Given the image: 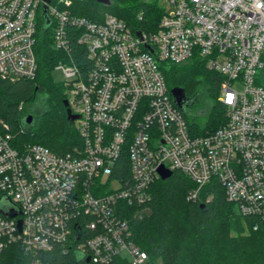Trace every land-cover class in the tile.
I'll return each instance as SVG.
<instances>
[{"label": "built area", "instance_id": "2783aa9c", "mask_svg": "<svg viewBox=\"0 0 264 264\" xmlns=\"http://www.w3.org/2000/svg\"><path fill=\"white\" fill-rule=\"evenodd\" d=\"M86 1L0 0V78L36 79L46 6L81 138L57 155L22 145L0 118V202L20 211H0V263L18 247L19 264H48L43 254L60 246L91 264H160L133 242L127 218L144 217L161 168L195 185L188 200L215 181L239 216L264 223V0H161L157 30L141 36L110 13L80 16ZM194 60L222 78L226 121L204 134L188 126L163 71ZM124 153L128 180L113 177Z\"/></svg>", "mask_w": 264, "mask_h": 264}, {"label": "trees", "instance_id": "16d2710c", "mask_svg": "<svg viewBox=\"0 0 264 264\" xmlns=\"http://www.w3.org/2000/svg\"><path fill=\"white\" fill-rule=\"evenodd\" d=\"M106 13L122 19L134 33H150L157 30L164 8L156 1L112 0L105 6L88 0L78 12L98 21ZM44 25L45 21L40 20L35 47L39 67L36 79L12 82L0 78V118L9 124L22 145H41L62 155L79 147L81 138L67 119L64 86L55 83L52 76L64 55L53 48L51 30L44 31ZM72 54L83 60L77 48L72 49ZM163 71L170 91L179 87L187 98L197 99L188 107L197 108V113L180 110L190 128L204 134L225 123V108L218 101L221 76L209 71L200 60L183 65L166 63ZM29 115L33 117L30 125L23 122ZM113 177L129 179L126 153L117 161ZM194 188L180 172L155 183L144 217L128 215L133 242L151 261L160 264H264V223L239 216L215 181L201 189L198 200L190 201L187 196ZM256 224L259 228L255 231ZM19 255V248L11 247L2 255L0 264H19ZM43 255L48 264H91L72 251L64 252L60 246Z\"/></svg>", "mask_w": 264, "mask_h": 264}, {"label": "water", "instance_id": "95a60500", "mask_svg": "<svg viewBox=\"0 0 264 264\" xmlns=\"http://www.w3.org/2000/svg\"><path fill=\"white\" fill-rule=\"evenodd\" d=\"M47 3H49L51 0H45ZM100 4L103 5H108L109 4V0H97ZM46 6L44 7V19H45V25H44V31H47L51 25L50 20L48 19L47 15H46ZM139 36H141L140 33H138ZM171 95L174 98L175 104L176 106L183 112V113H187V109L189 106H193L197 103V99L196 97H193L191 99L187 98L184 89L176 87L173 88L171 90ZM64 105L66 108H68V102L64 101ZM67 119L68 122L73 123L74 120L76 119V117L74 115L71 114L70 110L67 109ZM25 124L30 125L33 122V117L32 115L27 116L24 121ZM160 175H161V179L162 180H167L171 177L172 173L164 170L163 168L160 169ZM0 211L3 212L7 217H13V216H17L20 211L13 206L12 204H10V202H8L7 200H3L0 202ZM21 225V222H20ZM79 258L81 259L80 255H78ZM86 262H89V259L86 260Z\"/></svg>", "mask_w": 264, "mask_h": 264}, {"label": "rangeland", "instance_id": "374dc122", "mask_svg": "<svg viewBox=\"0 0 264 264\" xmlns=\"http://www.w3.org/2000/svg\"><path fill=\"white\" fill-rule=\"evenodd\" d=\"M145 1H150V2L156 1L158 3L161 2V0H145ZM52 76H53L54 82L57 84L62 83L64 81V75L60 70L53 69ZM237 89H242V88L240 86H237ZM187 112L191 114H194L193 112L197 113V108L196 109L194 107L188 108Z\"/></svg>", "mask_w": 264, "mask_h": 264}, {"label": "snow or ice", "instance_id": "6c2138e0", "mask_svg": "<svg viewBox=\"0 0 264 264\" xmlns=\"http://www.w3.org/2000/svg\"><path fill=\"white\" fill-rule=\"evenodd\" d=\"M228 100H229V102H231V100H232V97H231V96H229V97H228Z\"/></svg>", "mask_w": 264, "mask_h": 264}, {"label": "flooded vegetation", "instance_id": "af4514ba", "mask_svg": "<svg viewBox=\"0 0 264 264\" xmlns=\"http://www.w3.org/2000/svg\"><path fill=\"white\" fill-rule=\"evenodd\" d=\"M68 109V108H67Z\"/></svg>", "mask_w": 264, "mask_h": 264}]
</instances>
